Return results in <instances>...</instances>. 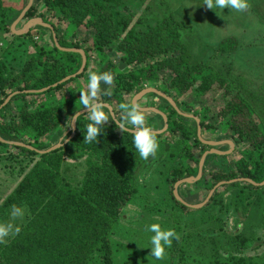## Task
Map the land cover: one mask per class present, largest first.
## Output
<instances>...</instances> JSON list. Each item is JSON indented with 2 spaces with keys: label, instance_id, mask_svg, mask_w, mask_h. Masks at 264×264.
I'll list each match as a JSON object with an SVG mask.
<instances>
[{
  "label": "trees",
  "instance_id": "16d2710c",
  "mask_svg": "<svg viewBox=\"0 0 264 264\" xmlns=\"http://www.w3.org/2000/svg\"><path fill=\"white\" fill-rule=\"evenodd\" d=\"M12 1L14 0H0V46L7 42L11 47L19 40L28 39L26 46L32 52L26 48L21 71L15 74L6 62V50L2 51L0 47V107L9 96L22 92L0 111V136L4 141L24 143L38 151H46L57 145L68 118L74 111L86 110L79 101L80 92H87V85L85 82L81 83V80L90 70L97 74L109 72L113 76V82L111 85L101 84L96 102L110 104L117 117L123 112L122 105H131L134 96L147 88L156 87L171 97L180 111L193 114L201 120L204 138L220 126L228 132L229 139L236 146L230 157L239 156L234 169L229 172H209L208 169L214 166L213 161L220 157L211 155L206 161L204 176L196 186L213 190L221 182L241 178L258 184L264 182V115L259 113L258 107L252 104L248 95L238 91L231 83L221 80L217 72L203 63L191 62L189 49L182 40L183 24L180 21L173 16H165L154 26L147 17H138L129 12V5L124 4L123 0H40L43 12L40 13V9L34 5L25 20L42 18L54 28L60 47L83 50L87 56L83 74L53 87L77 74L81 70L83 57L80 53L59 49L52 31L43 26L36 28L42 33H52L51 45L36 42L32 31L24 36L13 34L11 27L27 7L29 0H19V5ZM122 9L129 13L124 14ZM85 32H90L89 38L81 41L80 35ZM238 46L237 39L227 38L220 43L217 53H234ZM112 54L117 57L114 58ZM165 79L167 80L164 81ZM78 82L81 85L76 91L64 92L65 88ZM46 88L51 89L44 93H24ZM105 91L111 94L105 95ZM152 96H157L165 104L164 112L169 119L168 130L164 134L155 135L156 138L162 139L167 135L177 138L174 146L162 143L161 147L164 153L169 152V159L172 160L168 183L174 186L181 180L198 175L201 158L209 151V147L200 141L198 124L194 119L180 115L163 97L154 93ZM217 96L221 98L222 104L219 111L207 105L206 101L208 98L215 101ZM105 111L110 113L107 108ZM157 116L163 122V118ZM214 119L219 120L216 125L212 121ZM87 123V115L79 118L76 135L69 142L79 151V158L87 160V170L80 188H75L63 178L65 146L40 155L37 151L0 142L1 145L16 148L29 157L38 158L33 168L3 202L0 219H6L13 206L22 209L45 200H51L66 209L65 217L73 213L79 218L53 219L45 227L39 223L43 219L30 221L21 229L20 237L37 242L40 253H35L34 258L28 259L24 254L3 248L0 250V264H94L97 255L102 256L103 264H115L111 235L118 217L137 193L136 173L142 163L133 146L132 135L122 134L111 115L104 125V132L92 143L83 141ZM191 123L196 125L193 127ZM71 136L72 131L67 137ZM55 138L59 140L53 142ZM197 148L201 150L199 157L195 156L194 150ZM177 161H182V164H176ZM191 163L196 166L193 167ZM228 187L241 189L236 194L238 201L233 202L240 207V214L250 219V224L251 219H256L264 227V187L248 183H235ZM220 192L216 191V197H213L216 203L219 202L217 196ZM171 200L179 211L173 215L176 219H182L186 216L185 213L195 211L180 203L173 192ZM226 206L227 204L224 207ZM227 208H223L226 211L222 209L223 216H218L213 221H218L219 217L223 219L229 213ZM251 208L258 211L257 214L250 211ZM65 221L67 222L64 223ZM243 227L245 228L244 223L241 225ZM177 228L180 233L184 231L181 223L177 224ZM212 234L205 231V236L210 238L207 242L210 246L205 244L202 248L212 247L213 252L219 254L224 247L218 246L211 238L214 236ZM237 239L240 255L234 256L228 252V260L218 256L213 261L214 264H264V252L254 256L242 254L252 245L254 236H238ZM210 240L213 241L212 244ZM185 242L187 244L186 238ZM188 242L190 243L189 240ZM191 254V249L183 247L179 258L187 261Z\"/></svg>",
  "mask_w": 264,
  "mask_h": 264
},
{
  "label": "rangeland",
  "instance_id": "374dc122",
  "mask_svg": "<svg viewBox=\"0 0 264 264\" xmlns=\"http://www.w3.org/2000/svg\"><path fill=\"white\" fill-rule=\"evenodd\" d=\"M12 2L17 5L20 4L19 0ZM123 2L129 5V12L131 11L138 17H147L154 26L163 20L165 16H173L180 21L183 24L182 40L189 49L191 62L193 64L203 63L210 70L217 72L221 80L231 83L238 91L246 96L248 95L250 101L253 102L252 104L258 107L259 113L262 116L264 115V0H248L249 7L244 12L227 8L224 10L216 8L211 10L203 5L204 0H123ZM35 5L38 7L37 9H40V13L43 12V4L40 0H35ZM121 11L124 14L129 13L124 9ZM29 21L27 19L22 20L17 30L23 31ZM34 26L35 28L33 27L31 31L35 41L51 45L52 33H42L40 29L36 28L40 26L38 23H35ZM89 33L81 34V41L85 38L88 39ZM91 33L95 34V31ZM227 38L238 40L237 50L234 53L218 54V46ZM26 40L28 39L19 40L11 47L7 42H3L4 45L0 46L2 51L6 50V62L15 74L21 71L20 66L26 58V48L29 52H32V49L30 50L29 46H26ZM23 43H25L24 46ZM112 55L114 58L117 57L116 54ZM90 73H92L91 70L81 80V83L85 82V85H87V78ZM79 85H81L80 82L72 84L65 88L64 92L76 91ZM152 94L149 93L140 99L137 106L144 109L156 108L165 113V104ZM56 96L58 99L60 98L59 95ZM222 97L223 94H221ZM221 98L217 96L215 101H213V98H208L206 100L207 105L219 111L222 109ZM97 100L98 98H96ZM143 113L146 117L147 126L151 127L152 130L162 131L165 128V123L163 125L164 119L162 122L158 118V114L145 111ZM123 114V112H120L118 117L115 114L116 119L119 120L120 118L122 120ZM212 121L216 125L219 120L214 119ZM191 125L194 127L196 124L191 123ZM71 130L72 126L64 125L61 139L55 138L53 142L59 140L56 144L66 143L69 139L67 135ZM179 136L181 138V135ZM229 138L228 132L224 131L221 126L217 127L214 133H208L205 138L203 135L204 140L212 143L231 140ZM64 139L66 140L63 142ZM156 139L159 147L155 156H150L146 160L140 157L142 165L139 166V169L137 168L135 180L137 193L123 209L121 216L118 217L119 219L111 235L115 264H214L213 261L218 256L227 259L228 252L234 256L240 255L241 251L238 247L237 237L246 235L254 236V240L252 245L244 250L242 254L247 256L262 254L264 252V227L260 225L261 221L251 219L250 224V219H246L240 214V207L233 204L237 200L236 194L240 193V188L235 189L228 187V185L219 187L218 189H221V192L217 196L219 202L216 203L213 200L215 193L210 197L215 188L208 190L205 189V186H196L202 179V175L199 181H191V183L181 185L178 189V195L186 203L201 207L192 209L195 210L194 212L185 213L186 216L182 219H176L173 216L179 212L176 209V204L171 200V194L172 192L174 194L176 184L173 186L168 183V174L173 163L169 159V152L164 153L161 147L162 143H170L171 146H174L177 138L173 139L167 135L162 139ZM64 146L63 178L75 188H80L87 170V160L86 158H79V151L69 143ZM228 149L229 147L224 145L218 148L221 152H227ZM194 151L196 157L201 155L200 148ZM230 156L216 158L213 161L214 166L210 167L208 171L229 172L233 170L234 163L239 156H233L232 158ZM37 161L38 158L36 157H29L16 148L0 144V211L3 202L13 193ZM176 164H182V161H177ZM191 165L196 166L194 163H191ZM208 199L210 201L205 204ZM212 200L213 203L205 208ZM226 204L227 206L224 207ZM223 208H227L229 213L223 219L219 217L218 221H213L218 216L224 215L221 212ZM22 211L24 213L22 217L13 218L9 214L6 219H0V224L11 223L19 228L18 233L13 231L8 236L0 238V250L7 248L14 253L24 254L28 259L34 258L35 253H40V245L37 242L34 243L28 238L20 237L21 229L26 227L30 221L43 219L39 223L45 227L48 226L47 222L49 221V224H51L50 222L53 219L56 221L59 219H79L73 213L65 217L67 214L65 213L66 209L51 200L28 205L22 208ZM223 211H226V209H223ZM250 211L255 212V214L258 212L253 208ZM153 223L160 224L162 229L174 230L178 237V239H173L171 247L166 249V254L161 260H155L149 255L150 237L153 234L147 231V227ZM178 223H181V227L184 229L181 233L179 230L177 231ZM243 223L245 228H241ZM220 229L221 231H219ZM205 231L212 232L214 236H211V238L218 243V246L222 245L226 250L222 248L219 254L213 252V248L209 247V243L208 247L202 248L204 247L202 245L207 244L208 239H210L205 236ZM185 238L188 246H186ZM210 243L212 244L213 241L210 240ZM181 246L191 249L192 254L187 261L179 258L180 249L183 248ZM94 264H103L102 256L97 255Z\"/></svg>",
  "mask_w": 264,
  "mask_h": 264
},
{
  "label": "clouds",
  "instance_id": "9594fccd",
  "mask_svg": "<svg viewBox=\"0 0 264 264\" xmlns=\"http://www.w3.org/2000/svg\"><path fill=\"white\" fill-rule=\"evenodd\" d=\"M203 5L208 9L213 10L225 8L235 10L237 12H244L248 9V0H204ZM113 76L109 72L100 74L90 73L87 82V92H80V104L83 109L87 110V117L89 123L85 125L86 132L83 134L84 142L92 143L97 141L98 137L104 132V125L109 121L111 113L105 111L106 105L96 102L98 93L101 91V84L111 85ZM105 95L111 93L105 91ZM123 119H112L116 123L117 129L122 133H129L132 135V143L142 159H148L150 156H155L158 150V143L156 136L151 127L146 124V117L143 111L134 103L131 105H122ZM81 116L80 111L74 113L68 118L67 126L71 127L73 124L79 122ZM66 137V136H65ZM66 139L63 140V142ZM23 211L20 207L13 206L11 209V216L19 218L23 216ZM19 232V228L11 223L0 224V238L8 236L12 232ZM147 231L153 235L150 237V256L155 260H161L166 254V249L170 248L173 239H178L176 233L172 229H162L160 224L153 223L147 227Z\"/></svg>",
  "mask_w": 264,
  "mask_h": 264
},
{
  "label": "water",
  "instance_id": "95a60500",
  "mask_svg": "<svg viewBox=\"0 0 264 264\" xmlns=\"http://www.w3.org/2000/svg\"><path fill=\"white\" fill-rule=\"evenodd\" d=\"M35 5V0H29V3L27 5V7L22 11L21 15L19 16V18L13 23L12 27H11V31L13 32V34L17 35V36H24L26 34H28L31 29L34 27V24L35 23H38L40 24V26H43L47 29H49L50 31H52L53 33V39H54V42L56 43L57 47H59V49H61L62 51H66V52H76V53H80L83 57V64H82V67H81V70L75 74V75H72L66 79H64L63 81H61L60 83L54 85L53 87H57L59 86L60 84H64L70 80H72L73 78H76L78 77L79 75L83 74L84 71H85V68L87 66V56H86V53L83 51V50H78V49H66V48H62L60 47L59 45V42H58V39H57V36L54 32V28L45 23V21L42 19V18H36L34 20H31L29 21L23 31H18L17 30V27L19 26V24L22 22V20L25 19L27 13L31 10V8ZM51 88H46V89H43L41 91H26L24 93H28V94H35V93H44L48 90H50ZM22 92H16L14 94H12L11 96L8 97V99L5 101V103L0 107V111L6 107L10 102L11 100L21 94ZM149 93H154V94H157L158 96L160 97H163L164 99L168 100L171 105L177 110V112L182 115L183 117L185 118H188V119H194L197 124H198V137L200 139V141L206 145V146H209V147H214V149L212 151H208L206 152L202 159H201V162H200V165H199V173H198V177H193V178H190V179H185V180H182V181H179L176 185H175V191H174V194H175V197L178 199V201L180 203H182L183 205H185L186 207L190 208V209H198L200 208L201 206H194V205H190L188 203H186L179 195H178V189L181 185H185L187 183H191V181H199L200 178L202 177L203 175V172H204V167H205V163H206V160H207V157L210 155V154H216V155H220V156H230L234 153L235 149H236V146L234 144L233 141H227V142H218V143H212L210 141H205L202 137V125H201V120L194 116V115H190V114H185L183 113L182 111L179 110V108L177 107L176 103L171 99L169 98L167 95H165L164 93H162L161 91L157 90L156 88H147L143 91H141L139 94H137L133 100H132V104L134 103L136 106H137V103L140 99H142L144 96L148 95ZM106 105V108L109 109L110 113H111V116H112V119H116V115H115V111L113 109V107L110 105V104H105ZM138 107V106H137ZM140 108V107H138ZM142 111H145V112H153V113H156L158 115H160L163 119H164V123H165V128L162 130V131H153L155 135H161L163 133H165L168 128H169V119H168V116L161 112L160 110L156 109V108H140ZM87 114V110H83L81 111V116L83 115H86ZM80 116V117H81ZM79 117V118H80ZM117 120V119H116ZM72 136L68 139V141H66V143H59L55 146H53L52 148L46 150V151H38L36 150L35 148L29 146V145H26L24 143H19V142H6L4 141L1 136H0V142L6 144V145H9V146H13V147H21V148H27L29 150H32V151H37L40 155H46V154H49V153H52L54 151H57L59 150L60 148H62L65 144H68L71 139L76 135V132H77V123L73 124L72 125ZM228 145H231V149L228 151V152H221L219 150H217L216 148L219 147V146H223L225 144ZM235 183H248V184H251L255 187H264V182L261 183V184H258L250 179H245V178H241V179H236V180H233V181H230V182H222L220 183L219 185L216 186V188L211 192V195L210 197H212V195L215 193V191L221 187V186H224V185H231V184H235ZM210 199V198H209ZM207 200L205 204H207L210 200ZM204 204V205H205Z\"/></svg>",
  "mask_w": 264,
  "mask_h": 264
},
{
  "label": "flooded vegetation",
  "instance_id": "af4514ba",
  "mask_svg": "<svg viewBox=\"0 0 264 264\" xmlns=\"http://www.w3.org/2000/svg\"><path fill=\"white\" fill-rule=\"evenodd\" d=\"M205 141H207V140H205ZM227 141H232V140H226V142H227ZM207 147H209V146H207ZM213 149H214V147H209V151H212ZM216 149H218V148H216ZM228 150H230V148H229ZM206 152H208V151H206ZM206 152H205V153H206ZM205 153H204V154H205ZM211 155H216V154H210L209 156H211ZM209 156H208V157H209ZM202 157H203V156H202ZM208 157H207V159H208ZM226 157H227V156H226ZM201 159H202V158H201ZM206 161H207V160H206ZM200 162H201V161H200ZM205 165H206V163H205ZM216 165H217V164H216ZM204 169H205V167H204ZM203 176H204V172H203ZM202 178H203V177H202ZM181 181H182V180H181ZM221 183H222V182H221ZM219 184H220V183H219ZM219 184H218V185H219ZM224 186H225V185H224ZM224 186H223V187H224ZM221 187H222V186H221ZM215 188H216V187H215ZM217 191H221V189H220V190L218 189ZM215 193H216V191H215ZM205 201H206V200H205Z\"/></svg>",
  "mask_w": 264,
  "mask_h": 264
},
{
  "label": "crops",
  "instance_id": "0c3cea01",
  "mask_svg": "<svg viewBox=\"0 0 264 264\" xmlns=\"http://www.w3.org/2000/svg\"><path fill=\"white\" fill-rule=\"evenodd\" d=\"M18 28V27H17ZM34 28H35V26H34ZM33 30V29H32ZM202 137H203V135H202ZM223 142H226V140L225 141H223ZM224 146H228L230 149H231V145H228V143L227 144H225ZM220 147V146H219ZM219 147H217V148H219ZM218 150V149H217ZM229 151V150H228ZM227 151V152H228ZM220 156V155H219ZM224 157V156H223Z\"/></svg>",
  "mask_w": 264,
  "mask_h": 264
}]
</instances>
